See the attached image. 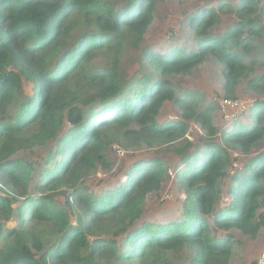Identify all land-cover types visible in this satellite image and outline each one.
Returning a JSON list of instances; mask_svg holds the SVG:
<instances>
[{
    "label": "trees",
    "instance_id": "trees-1",
    "mask_svg": "<svg viewBox=\"0 0 264 264\" xmlns=\"http://www.w3.org/2000/svg\"><path fill=\"white\" fill-rule=\"evenodd\" d=\"M159 1L0 0V264H230L231 231L253 240L264 227V101L252 104L249 124L219 128L212 105L169 79L212 59L226 96L241 82L262 92L264 51L252 50L264 38V0H197L182 23L192 47H143L137 69L121 71ZM223 15L234 19L218 31ZM166 102L179 120H158ZM188 122L204 132L191 159L173 147L196 146ZM114 143L174 148L185 195L178 216L136 225L169 176L158 157L133 158L112 185L86 183L111 169Z\"/></svg>",
    "mask_w": 264,
    "mask_h": 264
},
{
    "label": "rangeland",
    "instance_id": "rangeland-1",
    "mask_svg": "<svg viewBox=\"0 0 264 264\" xmlns=\"http://www.w3.org/2000/svg\"><path fill=\"white\" fill-rule=\"evenodd\" d=\"M214 1V0H212ZM201 1L197 0H161L157 3L154 11V18L149 25L144 40L138 46V48H128L122 56L119 67L123 72H131L137 69L138 51L143 47H149L151 49L164 52L171 45L174 44H186L188 47L193 46V38L190 32H188L184 26V14L187 10H191L196 3ZM233 16L223 15L221 16V23L216 28L218 31L222 30L233 21ZM264 51V38L257 39L256 48L252 50L253 55L261 56ZM257 72H263V69L258 67ZM175 91L178 94H182L184 91H196L197 97L202 105H212V120L213 123L223 128L227 125L230 127L232 122H225L221 117V112L218 108V101L224 97L237 98L247 101L249 104H253L257 100L264 101V90L262 92H254L247 89L244 82H241L236 88L232 96H226L222 84L224 78L221 73V68L218 63L212 59L205 60L201 65L195 67L190 73L184 75L170 76ZM250 113L244 115L242 118L237 119L242 124H249L251 122ZM180 110L174 106L171 102H166L162 108V111L158 117L159 121L169 119H180ZM189 123L190 138L193 144L196 145L192 148H188V145L183 147V152L186 151L187 156L191 159L194 156V149H200L204 132L198 125L193 122ZM231 124V125H230ZM118 146L124 154L118 155L113 146ZM179 144H173L174 148H178ZM162 147L160 149H141L136 151L126 150L118 143H114L110 146L107 155L112 162L111 169L107 172L97 170L90 177L87 178L86 183L92 189H98L102 186L114 184L123 179V169L127 164L135 157H158L165 166L168 167V178L162 183L161 188L156 192L148 196L144 205L143 215L136 225H139L141 221H152L157 223H164L173 217L178 216L179 209L182 201L185 197L183 191H181L177 185L176 178L174 177L175 171L178 168L183 167L178 154L174 148ZM259 147H264V141ZM49 147H38L33 151L20 153L21 157L25 159H36L38 156L46 154ZM193 153V154H191ZM191 154V155H190ZM234 155H236L234 153ZM17 156V157H20ZM39 168L34 172V177H38ZM101 182V183H99ZM226 180H222L221 188L223 192V198H226ZM225 194V195H224ZM223 201V199H221ZM15 223H11L14 225ZM235 237L236 243L233 246V254L230 259V264H264V227L260 230L256 239H248L240 235L236 230L231 231ZM135 264H146L140 263Z\"/></svg>",
    "mask_w": 264,
    "mask_h": 264
},
{
    "label": "built area",
    "instance_id": "built-area-1",
    "mask_svg": "<svg viewBox=\"0 0 264 264\" xmlns=\"http://www.w3.org/2000/svg\"><path fill=\"white\" fill-rule=\"evenodd\" d=\"M251 106L252 104H249L247 101L237 98L224 97L218 101V108L221 112V117L227 123L240 119L244 115L248 114ZM186 137L190 138L189 130L187 131ZM177 144H179L178 147H181V145H184V141H180ZM113 150H115V152L120 156L124 154V152L116 145L113 146ZM236 165L237 164H234V166ZM259 264L262 263L259 262Z\"/></svg>",
    "mask_w": 264,
    "mask_h": 264
}]
</instances>
